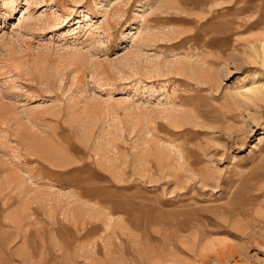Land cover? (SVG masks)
<instances>
[{
  "label": "rangeland",
  "instance_id": "374dc122",
  "mask_svg": "<svg viewBox=\"0 0 264 264\" xmlns=\"http://www.w3.org/2000/svg\"><path fill=\"white\" fill-rule=\"evenodd\" d=\"M263 80L264 0H0V264H264Z\"/></svg>",
  "mask_w": 264,
  "mask_h": 264
},
{
  "label": "bare ground",
  "instance_id": "6f19581e",
  "mask_svg": "<svg viewBox=\"0 0 264 264\" xmlns=\"http://www.w3.org/2000/svg\"><path fill=\"white\" fill-rule=\"evenodd\" d=\"M263 46V45H262ZM254 54H256V49L252 48ZM241 96L252 103H256L257 101H261L264 98V80L258 84L252 83L251 86L245 89V92L241 94Z\"/></svg>",
  "mask_w": 264,
  "mask_h": 264
}]
</instances>
